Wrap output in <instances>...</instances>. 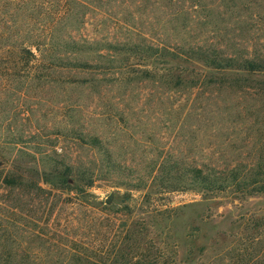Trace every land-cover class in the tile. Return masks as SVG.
<instances>
[{"label":"rangeland","instance_id":"374dc122","mask_svg":"<svg viewBox=\"0 0 264 264\" xmlns=\"http://www.w3.org/2000/svg\"><path fill=\"white\" fill-rule=\"evenodd\" d=\"M5 27L89 66L0 51V264L264 262V79L169 56L264 58V0H0Z\"/></svg>","mask_w":264,"mask_h":264},{"label":"trees","instance_id":"16d2710c","mask_svg":"<svg viewBox=\"0 0 264 264\" xmlns=\"http://www.w3.org/2000/svg\"><path fill=\"white\" fill-rule=\"evenodd\" d=\"M26 30L28 31L26 34H28L29 37L25 36L18 41H9L7 38H10L13 34L19 35V31L15 28L8 27H5L4 30L0 29V51H15L20 55L28 54L31 57H35L37 54L46 55V57L49 56L51 63H55L61 60L62 50L68 53L66 57L68 58L67 62L70 64L69 66L71 68L83 69L89 66V63L86 61L81 62L77 60L78 49H80L82 46L78 43V41H67L65 45H63L61 40L55 41L53 39H32L33 35L31 34L30 29L26 28ZM160 48V50H164L165 47ZM193 54L194 55L192 56L184 57V55L178 52H169V56L173 60H178V62L186 60V62L193 64V61H197L205 65L208 68V77H204L205 79L201 80V82L204 83H214L225 87H231L241 85L244 86L246 82L248 83L251 80L258 79L257 77H263L264 79V58L262 57L223 55L219 51H217V53H212V51L208 52L206 49H202L201 47H197ZM55 56L56 59H52ZM178 75L179 74L176 76ZM262 83L264 84V80ZM69 171L70 168L67 167L65 171H61V175H65ZM189 171L190 178L193 181L198 182V184L206 189L225 187L228 184V181L226 180L229 178H232V182H235L234 184H238V182H236L237 175L232 173V171H228L226 174L225 170L221 171L216 168L204 170L196 167L191 168ZM223 173L224 175H221ZM263 181L264 180L260 179L256 182ZM263 255L264 253H262L260 256ZM261 264H264V262Z\"/></svg>","mask_w":264,"mask_h":264},{"label":"water","instance_id":"95a60500","mask_svg":"<svg viewBox=\"0 0 264 264\" xmlns=\"http://www.w3.org/2000/svg\"><path fill=\"white\" fill-rule=\"evenodd\" d=\"M111 200V196L106 198V201H110Z\"/></svg>","mask_w":264,"mask_h":264}]
</instances>
